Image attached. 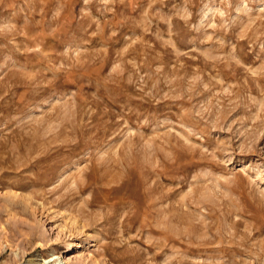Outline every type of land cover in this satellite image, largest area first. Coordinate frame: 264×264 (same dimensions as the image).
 Segmentation results:
<instances>
[{"label": "rangeland", "instance_id": "rangeland-1", "mask_svg": "<svg viewBox=\"0 0 264 264\" xmlns=\"http://www.w3.org/2000/svg\"><path fill=\"white\" fill-rule=\"evenodd\" d=\"M32 260L264 264V0H0V264Z\"/></svg>", "mask_w": 264, "mask_h": 264}, {"label": "bare ground", "instance_id": "bare-ground-1", "mask_svg": "<svg viewBox=\"0 0 264 264\" xmlns=\"http://www.w3.org/2000/svg\"><path fill=\"white\" fill-rule=\"evenodd\" d=\"M49 261H50V260H49ZM49 261H48V262H49ZM30 264H35V263H34V260L30 261ZM43 264H46V263L44 262Z\"/></svg>", "mask_w": 264, "mask_h": 264}]
</instances>
